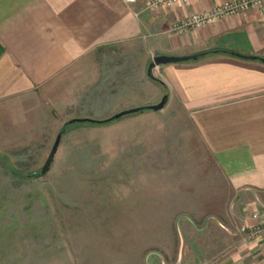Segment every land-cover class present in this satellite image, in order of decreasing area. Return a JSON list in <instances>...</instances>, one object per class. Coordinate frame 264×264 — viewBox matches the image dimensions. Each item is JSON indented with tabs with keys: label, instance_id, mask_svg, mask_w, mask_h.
I'll return each instance as SVG.
<instances>
[{
	"label": "crops",
	"instance_id": "crops-1",
	"mask_svg": "<svg viewBox=\"0 0 264 264\" xmlns=\"http://www.w3.org/2000/svg\"><path fill=\"white\" fill-rule=\"evenodd\" d=\"M144 1L0 0V150L47 138L46 128L67 118L94 119L79 108L97 101L106 84L111 95L121 93L114 110H122L131 86L150 90L136 93L142 105L167 92V104L181 106L196 128L204 148L197 158L211 172L212 198L180 224L184 242L175 264H264V237L253 236V214L264 207V62L210 53L158 66L164 85L147 75L158 55L222 48L264 58V10L176 34L175 22L225 0H189L156 12L143 9ZM133 78L134 85L121 83Z\"/></svg>",
	"mask_w": 264,
	"mask_h": 264
},
{
	"label": "rangeland",
	"instance_id": "rangeland-1",
	"mask_svg": "<svg viewBox=\"0 0 264 264\" xmlns=\"http://www.w3.org/2000/svg\"><path fill=\"white\" fill-rule=\"evenodd\" d=\"M105 86L79 110L104 120L158 103L140 104L136 93L150 90L131 86L114 110L121 93ZM63 123L46 128L47 138L0 150V264H156L155 253L175 264L180 224L212 198L208 160L197 158L203 143L187 112L172 102L104 125L72 124L40 176Z\"/></svg>",
	"mask_w": 264,
	"mask_h": 264
},
{
	"label": "built area",
	"instance_id": "built-area-1",
	"mask_svg": "<svg viewBox=\"0 0 264 264\" xmlns=\"http://www.w3.org/2000/svg\"><path fill=\"white\" fill-rule=\"evenodd\" d=\"M138 0H123L127 5H133ZM189 0H145L143 9L150 12L159 11L172 5H185ZM252 8H260L264 10V0H225L214 6L212 9L195 12L175 22L171 31L176 34H183L192 28L202 27L212 21L222 17L230 16L245 12ZM254 218L259 219L253 227V236L264 237V207L259 211H255Z\"/></svg>",
	"mask_w": 264,
	"mask_h": 264
},
{
	"label": "water",
	"instance_id": "water-1",
	"mask_svg": "<svg viewBox=\"0 0 264 264\" xmlns=\"http://www.w3.org/2000/svg\"><path fill=\"white\" fill-rule=\"evenodd\" d=\"M210 53H228L231 55H234L236 57L239 58H243V59H258L264 62V58L263 57H259L256 55H251V54H242V53H238V52H234L232 50H228V49H222V48H213L211 50H207V51H202L196 54H189V55H183V56H177V55H158L155 56L152 60V62L148 65V69H147V75L150 79L156 81H161L162 80L160 78H158L155 75V69L163 64H168V63H178V62H185V61H196V60H200L201 57L208 55ZM169 99L168 94H163L161 101H159L156 104H151V105H147V106H140V107H135V108H131V109H127V110H123L120 111L118 113H116L114 116H111L110 118L104 119V120H96V119H91V118H73L67 122H65L62 127L60 128V130L57 133V136L55 138L54 144L51 148V151L47 157V159L45 160L41 171H40V176H43L45 174L48 173V170H50L54 160H55V155L58 151L62 136L68 131L69 127L72 124L75 123H85V122H108L111 120H117L121 117H123L124 115H128V114H132V113H137V112H142V111H159L162 110L164 108V106L167 104ZM33 175H36L37 172L34 171L32 173ZM181 246H180V257H181V253H182V247H183V240L181 239Z\"/></svg>",
	"mask_w": 264,
	"mask_h": 264
},
{
	"label": "trees",
	"instance_id": "trees-1",
	"mask_svg": "<svg viewBox=\"0 0 264 264\" xmlns=\"http://www.w3.org/2000/svg\"><path fill=\"white\" fill-rule=\"evenodd\" d=\"M156 82H158V83L164 85V83L161 82V81L156 80ZM112 121H115V120H111V121H108V122H103V121H102V122H95V123L89 122V123H92V124H94V125H96V124H98V125H104V124L109 123V122H112ZM85 123H88V122H85ZM69 129H70V128H69ZM69 129H68V131H70ZM68 131H67V132H68Z\"/></svg>",
	"mask_w": 264,
	"mask_h": 264
}]
</instances>
